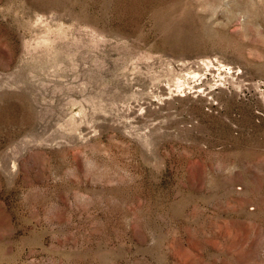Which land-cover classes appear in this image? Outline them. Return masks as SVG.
I'll use <instances>...</instances> for the list:
<instances>
[{
    "label": "rangeland",
    "instance_id": "rangeland-1",
    "mask_svg": "<svg viewBox=\"0 0 264 264\" xmlns=\"http://www.w3.org/2000/svg\"><path fill=\"white\" fill-rule=\"evenodd\" d=\"M0 264H264V0H0Z\"/></svg>",
    "mask_w": 264,
    "mask_h": 264
},
{
    "label": "bare ground",
    "instance_id": "bare-ground-1",
    "mask_svg": "<svg viewBox=\"0 0 264 264\" xmlns=\"http://www.w3.org/2000/svg\"><path fill=\"white\" fill-rule=\"evenodd\" d=\"M208 62V61H207ZM210 62V61H209Z\"/></svg>",
    "mask_w": 264,
    "mask_h": 264
}]
</instances>
